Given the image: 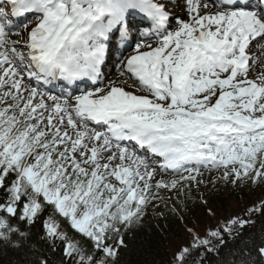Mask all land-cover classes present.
I'll return each instance as SVG.
<instances>
[{"label": "snow or ice", "instance_id": "6c2138e0", "mask_svg": "<svg viewBox=\"0 0 264 264\" xmlns=\"http://www.w3.org/2000/svg\"><path fill=\"white\" fill-rule=\"evenodd\" d=\"M219 185H264V0H0L8 264H121L149 208L169 264H264V199L189 223Z\"/></svg>", "mask_w": 264, "mask_h": 264}, {"label": "trees", "instance_id": "16d2710c", "mask_svg": "<svg viewBox=\"0 0 264 264\" xmlns=\"http://www.w3.org/2000/svg\"><path fill=\"white\" fill-rule=\"evenodd\" d=\"M262 186L264 188V185ZM224 198V196H215L213 204L209 201V206L216 211L215 217L207 216L204 209L199 207L200 216L196 220H190L191 218H189V223L198 222L201 231L207 225H215L216 221L221 218L220 208L225 207V202L228 204ZM257 219V228H259L260 222L264 221V218L258 217ZM157 225H166V227L160 230ZM63 226L68 228L67 224ZM68 231L72 234L70 228H68ZM33 232L38 238L41 226L39 224L35 225ZM187 239L184 225L175 217L169 216L167 220L158 219L157 217L144 218V225L125 237L129 247L127 250H122L121 264H169L172 253L179 245L186 243ZM58 255L54 259H58ZM9 258L7 255H0V264H8Z\"/></svg>", "mask_w": 264, "mask_h": 264}, {"label": "rangeland", "instance_id": "374dc122", "mask_svg": "<svg viewBox=\"0 0 264 264\" xmlns=\"http://www.w3.org/2000/svg\"><path fill=\"white\" fill-rule=\"evenodd\" d=\"M207 170H204V175L207 178L209 175H216L217 173H209ZM219 191H208L207 189L201 188V191L204 192L205 197L213 204V200L215 196H224L225 207L220 208V216L221 218H227L230 215H238L243 213L249 206L253 203H256L260 199H264V188L263 186H246L243 190L232 191L231 187L225 188L223 185H219ZM194 195L197 193L194 192ZM212 199V200H211ZM235 199V201H234ZM190 207H192L193 211L188 214V219L196 220L197 217L200 216L199 207H201L198 203L193 205L192 202H189ZM171 217H175L173 214H169ZM155 218L152 214V210L149 208L148 214L145 218ZM176 218V217H175ZM220 218V219H221ZM199 219V218H198ZM213 224V223H212Z\"/></svg>", "mask_w": 264, "mask_h": 264}, {"label": "bare ground", "instance_id": "6f19581e", "mask_svg": "<svg viewBox=\"0 0 264 264\" xmlns=\"http://www.w3.org/2000/svg\"><path fill=\"white\" fill-rule=\"evenodd\" d=\"M169 7L171 8L172 7V5L171 4H169ZM174 11H177V13H180V8H175L174 9ZM13 39H15L16 37L15 36H13L12 37ZM207 172V171H206Z\"/></svg>", "mask_w": 264, "mask_h": 264}]
</instances>
